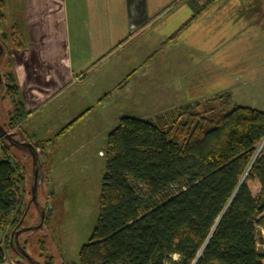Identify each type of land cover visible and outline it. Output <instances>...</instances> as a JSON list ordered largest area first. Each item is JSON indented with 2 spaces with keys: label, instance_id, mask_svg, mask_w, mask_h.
Returning <instances> with one entry per match:
<instances>
[{
  "label": "trees",
  "instance_id": "1",
  "mask_svg": "<svg viewBox=\"0 0 264 264\" xmlns=\"http://www.w3.org/2000/svg\"><path fill=\"white\" fill-rule=\"evenodd\" d=\"M183 1L193 12L184 26L215 2ZM21 27L2 35L7 49L22 48ZM4 65L8 122L19 127L26 113L9 54ZM72 124L33 146L46 149ZM105 144L97 220L77 264H264L256 246L262 238L264 247V113L230 106L223 93L151 120L122 117ZM7 148L0 143V264L26 207L22 167ZM35 244L40 264H52L43 241Z\"/></svg>",
  "mask_w": 264,
  "mask_h": 264
},
{
  "label": "rangeland",
  "instance_id": "2",
  "mask_svg": "<svg viewBox=\"0 0 264 264\" xmlns=\"http://www.w3.org/2000/svg\"><path fill=\"white\" fill-rule=\"evenodd\" d=\"M56 1L5 0L6 6L3 11L5 21L0 27V36L3 34L9 36L10 26L22 25L20 30H22L24 41L21 44L22 48L18 50H26L29 45V33L30 39L34 37L35 41L38 38L37 29L40 27L41 31L47 32L45 33L47 39L45 38L44 42L48 47L51 42L47 40L55 38L50 22L60 8L59 2ZM210 6H208L210 10L205 17V22H197L189 28L180 26L173 33L174 40L169 45L173 44L174 49H177L181 55L184 54L187 62L181 60L179 68L175 67L179 62L172 60L173 64L164 63L165 67H169L167 72L173 75L172 78L165 75L167 77L164 80L165 85L168 86L169 83L170 86V95H166L165 98L173 101L176 108L227 93L230 95V106L251 108L264 113V0H215ZM32 26L34 29L31 31ZM167 49L171 50L172 46H167ZM15 50L17 49L5 48L6 56L2 60L0 72L3 82L6 84L4 74L8 70L4 64L9 54L12 61L9 71L15 75L19 87L18 69H15L12 59V52ZM166 52L171 54L169 51ZM87 59L88 57H86V61ZM86 61L82 62L84 69H88L93 63ZM45 63L49 66L50 60ZM113 63V61L112 63H103L98 69L91 71L81 85L74 87L79 90L78 97H74L78 103L75 100H68L63 108L58 110L61 111V116L55 118V114H51V107H47L40 113L37 120L34 119L37 121V128H34L38 133L37 139H48L54 130L63 125L64 120L71 121L80 115L82 101L89 102L94 107L83 120L74 122L76 124L72 125V129H67L69 131L68 133L66 131L64 140L68 141V147L62 151L58 159L56 157L52 159L53 173L48 176L46 186L44 174L46 169L41 168L42 181L36 188V203L44 210L43 224L40 229L22 234L18 238L21 244L25 243L26 253L39 263H43L44 259L39 257L36 240L43 241L47 256L52 258V264L78 263L79 251L88 243L97 220L98 196L105 166L106 138L118 122H116V126H111L109 121L115 114L117 117L120 111L123 114L137 116L144 112V110H141L140 113L136 112L138 101L136 95H133L132 102L126 99L125 102L128 103L126 105L122 102L124 101L123 94L117 95V91L97 106L95 98L102 96V89H113V85L125 77H112L111 73L106 74L107 68H110ZM19 72H21L20 75H24L22 70ZM48 73L51 74L49 71ZM118 73L120 72L118 71L116 75H119ZM137 82L135 81L134 85ZM143 82H146V79H140V88ZM161 82H163V78ZM61 85L60 80L57 86ZM30 88L32 89L34 86ZM30 88L25 87V90L27 89L25 92H28ZM80 91H82L81 99L79 98ZM19 92L26 113L25 118L19 127L9 125L8 114L12 111V105L3 90L0 93V125L4 124L5 131H21L29 139L33 135L27 133V128L34 121L33 119L28 120L30 113L25 109L20 87ZM39 98H43V96L39 95ZM130 102L131 104H129ZM128 105L131 110H127ZM162 109L158 106L148 109L146 112L150 117H154L156 113L163 111ZM68 122L64 124L68 125ZM30 143L34 145L32 142ZM55 143L56 141L52 145L46 146L51 154H54V149L50 148L54 147ZM7 149L10 156L22 167L24 204L26 206L30 201L31 159L25 152L9 147ZM45 152V149L38 150L42 157L41 160L45 159V164H47L51 154L48 152L45 154ZM44 155H46L45 158H43ZM247 186L252 196L258 193L257 182L249 181ZM38 223L39 215L31 204L22 227L35 226ZM256 246L258 253L263 254L262 244L257 243ZM5 256L9 262L15 261V256L11 251L5 253ZM172 260L176 261L177 258L173 257Z\"/></svg>",
  "mask_w": 264,
  "mask_h": 264
},
{
  "label": "crops",
  "instance_id": "3",
  "mask_svg": "<svg viewBox=\"0 0 264 264\" xmlns=\"http://www.w3.org/2000/svg\"><path fill=\"white\" fill-rule=\"evenodd\" d=\"M195 1L198 5H203L208 0ZM56 2H59L60 8L51 20L53 24L50 22L55 38L47 40L51 42L49 46L47 47V43L44 42L47 39L45 36L47 32L41 31L38 27V38L35 36V41L34 37L30 39L29 33V45L26 50L17 49L12 52L14 67L18 69L17 78L25 109L30 113L29 121L37 120L47 107H51V114H55V118L61 116V111L58 110L62 109L68 100L77 102L74 97H78L79 90L74 87L81 85L91 71L98 69L105 62L112 63V61L114 63L107 68L106 74L111 73L112 77H125L113 85V89H102V96L95 98L97 106L117 91V95L123 94L124 101H121L126 105L128 103L125 100L132 102L133 95H136L138 97L136 112L140 113L141 110L144 112L137 116L123 114L120 111L117 117L115 114L109 121L111 126H116V122L122 117L151 120L156 115L175 108L176 104L165 98L166 95H170V86L169 83L166 86L164 80L167 79L166 76L172 78L173 75L167 72L169 67H165L164 63H172L173 60L179 62L177 65L174 64L179 68L181 60L186 62L187 60L184 54L181 55L173 48V44H169L173 43V33L180 26L189 28L197 22H205L209 7L194 21L184 26L193 12L183 0H57ZM32 29L33 26L31 31ZM167 46H172V49H167ZM86 57H88L87 61ZM47 60H50L49 66L45 63ZM83 61L93 63L88 69H84ZM115 63L119 67L114 65ZM19 70H22L24 75H20ZM118 71L120 73L116 75ZM162 78L163 82H161ZM49 79H53L54 82ZM140 79H146L141 88ZM60 80L62 85L58 87ZM135 81L138 82L134 85ZM31 86L34 88L31 89ZM25 87L30 90L25 92L27 90ZM81 94L82 91L79 94L80 99ZM39 95L43 98H39ZM80 105L82 110L80 115L74 117L76 119L71 120L73 122L64 120L63 125L54 130L48 139H37L38 133L34 129L37 128V121H34L27 128V133L33 137L27 140L32 143L51 140L67 126L64 123L69 121L68 124L70 122L74 124L75 120H83L94 108L89 102L82 101ZM158 106L162 107L163 111L156 113L154 117L147 115L146 110ZM127 110H131L130 105ZM72 125L69 129H72ZM66 131L56 140L54 147L50 148L54 149V154L45 149V154L47 152L51 154L47 164L45 159H42V167L46 169L45 186L48 176L53 173L52 159L55 157L58 159L62 151L68 147V141L65 142L64 139L69 130L67 133ZM38 150L36 149L37 152ZM45 157L46 155L43 158Z\"/></svg>",
  "mask_w": 264,
  "mask_h": 264
},
{
  "label": "water",
  "instance_id": "4",
  "mask_svg": "<svg viewBox=\"0 0 264 264\" xmlns=\"http://www.w3.org/2000/svg\"><path fill=\"white\" fill-rule=\"evenodd\" d=\"M1 83V77H0ZM19 136V140L14 139V136ZM5 141L10 142L11 146L17 150L24 151L27 153L31 159V184H30V201L25 207L22 217L19 222L15 226L14 230L10 235V240L8 243V247L10 251L15 256V264H22L24 261L27 264H40L38 261L31 258L26 251L21 247L19 243V236L26 232H34L42 227L43 224V208L37 206L36 203V188L40 181H42V160L39 153L36 151L35 147L27 140L24 134L21 131L17 132H7L0 125V142L5 145ZM6 146V145H5ZM33 205L36 213L39 215V223L35 226H30L23 228V220L29 210L30 205ZM259 244H263L262 238L259 239Z\"/></svg>",
  "mask_w": 264,
  "mask_h": 264
},
{
  "label": "flooded vegetation",
  "instance_id": "5",
  "mask_svg": "<svg viewBox=\"0 0 264 264\" xmlns=\"http://www.w3.org/2000/svg\"><path fill=\"white\" fill-rule=\"evenodd\" d=\"M5 48H7V47H6V42L3 40L2 36H0V66H1V63H2L3 58L6 56ZM0 71H1V70H0ZM0 77H1V83H0V93H1L3 90L6 89L7 84H4V82H3V76L1 75V72H0ZM3 125H4V124H3ZM3 125H2V127H3ZM7 132H9V131H7ZM12 132H13V131H11L10 133H12ZM15 132H16V131H15ZM14 139L19 140V136L15 135V136H14ZM4 143H5V145H6L7 147H9L10 149H11V148L15 149L14 147L11 146L10 142L5 141ZM20 151H21V150H20ZM22 152H24V151H22ZM22 264H27V263H25L24 261H22Z\"/></svg>",
  "mask_w": 264,
  "mask_h": 264
},
{
  "label": "built area",
  "instance_id": "6",
  "mask_svg": "<svg viewBox=\"0 0 264 264\" xmlns=\"http://www.w3.org/2000/svg\"><path fill=\"white\" fill-rule=\"evenodd\" d=\"M2 264H15V261H12V260H11V261L9 262V261L7 260V258H6V256H4V258H3V263H2Z\"/></svg>",
  "mask_w": 264,
  "mask_h": 264
},
{
  "label": "bare ground",
  "instance_id": "7",
  "mask_svg": "<svg viewBox=\"0 0 264 264\" xmlns=\"http://www.w3.org/2000/svg\"><path fill=\"white\" fill-rule=\"evenodd\" d=\"M32 258V257H31Z\"/></svg>",
  "mask_w": 264,
  "mask_h": 264
}]
</instances>
